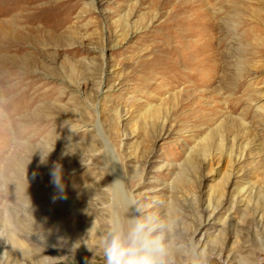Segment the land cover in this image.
<instances>
[{"label": "rangeland", "instance_id": "374dc122", "mask_svg": "<svg viewBox=\"0 0 264 264\" xmlns=\"http://www.w3.org/2000/svg\"><path fill=\"white\" fill-rule=\"evenodd\" d=\"M19 3L0 58L21 83L1 97L26 93L0 154V264H104L88 246L133 199L178 217L204 264H264V0ZM178 10L212 17L199 86L136 64Z\"/></svg>", "mask_w": 264, "mask_h": 264}, {"label": "bare ground", "instance_id": "6f19581e", "mask_svg": "<svg viewBox=\"0 0 264 264\" xmlns=\"http://www.w3.org/2000/svg\"><path fill=\"white\" fill-rule=\"evenodd\" d=\"M8 1L9 0H0V58H2V61L4 60L3 62L7 61L4 59L1 50H3L6 46L8 49L10 45L14 44L7 42V39L10 40V37L13 36L14 31L12 32V30L14 29L10 27V17H6V15H8L10 11H18L20 13V11L22 10V6L19 3L20 0L13 2L11 5ZM8 7L9 10H7ZM13 8L17 10H10ZM35 12L38 13L39 11L35 10ZM179 12L180 10L171 14V21L164 25V32L159 37V40H156V37L153 40L154 42H150V44L147 45V50L138 56L136 64L139 68H141L143 75H145L148 79H152L156 75H160L161 79L163 80V85L165 86H169L174 83L186 85L188 83L192 86H199L209 81V76L205 72L207 68L210 67V62L212 59L209 48V41H211L209 38L212 29V17H209V13L203 12L202 10L203 13L199 12L200 14L198 15L197 19L191 22L190 20L184 19L182 16H180L181 14ZM47 13L49 14V12ZM191 18L192 17H190V19ZM9 33H12L10 37L8 35ZM187 37H191V39L187 40ZM17 46L21 48L23 45L22 43H18ZM3 69H5V65L2 64L0 60V72ZM8 78L5 75L0 78L1 86L3 84V88H0V97L2 94L9 95V91L11 93L15 92L18 89L19 85H21L20 82H17L14 85L9 86L10 88L8 86L5 87L4 83L9 81ZM24 92L25 91H19L17 93H13L14 95H11L12 97H10V101L8 102L4 98H2L3 96L1 97L0 154L3 152V147L5 141L7 140V134L4 133L8 130H5V128L8 126L6 122H9L11 124V122L9 121L11 119V114L10 112H7V110L9 111V108L13 102H19L21 104H24L26 102V93ZM153 112L155 113L156 111L154 110ZM218 130L221 131V129ZM217 134L219 136L221 135L218 132ZM211 136L212 135H210L207 139H210ZM222 141L223 140L221 138L219 143L220 146L223 145ZM132 208H134V205L132 206ZM12 237V241L15 243L14 238L16 239V232L13 233ZM18 243H20V241ZM59 251L61 250L58 249V252ZM201 254L202 255L199 257V259H201L202 261H206V255L204 253ZM53 259H55V257H53Z\"/></svg>", "mask_w": 264, "mask_h": 264}, {"label": "clouds", "instance_id": "9594fccd", "mask_svg": "<svg viewBox=\"0 0 264 264\" xmlns=\"http://www.w3.org/2000/svg\"><path fill=\"white\" fill-rule=\"evenodd\" d=\"M50 151L46 154L43 151L42 161ZM52 183L57 189L53 198H63L59 163L53 165ZM133 205L139 215H128ZM88 247L94 252L93 257H102L104 264H204L199 259L202 254L198 245L181 228L178 217L162 215L154 203H140L135 199L125 205L123 212L111 216L99 238Z\"/></svg>", "mask_w": 264, "mask_h": 264}]
</instances>
